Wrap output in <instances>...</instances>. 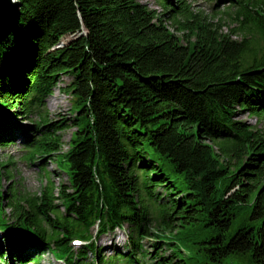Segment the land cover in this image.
<instances>
[{
    "label": "trees",
    "instance_id": "1",
    "mask_svg": "<svg viewBox=\"0 0 264 264\" xmlns=\"http://www.w3.org/2000/svg\"><path fill=\"white\" fill-rule=\"evenodd\" d=\"M14 1L0 145L24 131L13 119L36 112L23 158L54 155L68 182L24 205L12 190L9 215L0 186V261L41 264L50 251L64 264H264V128L237 116H264V0H217L235 8L240 40L183 1L158 0L183 15L182 36L138 0ZM61 73L73 117L49 121L41 106ZM126 226L125 248L102 254L95 239Z\"/></svg>",
    "mask_w": 264,
    "mask_h": 264
},
{
    "label": "rangeland",
    "instance_id": "2",
    "mask_svg": "<svg viewBox=\"0 0 264 264\" xmlns=\"http://www.w3.org/2000/svg\"><path fill=\"white\" fill-rule=\"evenodd\" d=\"M14 1V0H13ZM145 3L149 8L154 9L157 13H164L166 18V24L177 35H186V30H181V22L184 21L183 15L172 11L169 13L165 8L160 5L158 0H138ZM175 3L183 1V4L187 6L188 12L192 16H198L207 23L213 26H218L219 31L223 33H229L230 38L234 40H240L242 38L241 32L236 30L239 22L235 20V8L228 6L225 3H220L217 0H172ZM216 3V4H215ZM178 9V8H177ZM175 14V15H174ZM191 19H193L191 17ZM58 83L54 87L53 92L44 99V104L41 106L42 113L47 117L49 121H56L64 117L68 118L69 115L73 117V98L70 94L64 92L61 87L70 81V76L61 73L57 76ZM18 110V109H15ZM9 112V111H8ZM13 113V111H10ZM238 118L249 123L254 129L261 130L264 128V116H258L249 114L246 110L238 112ZM17 117V116H16ZM14 122L21 126L24 131H19V128H15L13 134L15 141L9 144L0 145V186L1 192L4 196L6 214H10V206L7 205L10 200L11 191H15L16 196L20 199L21 204L24 205L26 199L32 197H39L43 193V188L51 185L54 194H57L59 186L68 182L66 173L61 170L57 161L53 156H46L44 158H36L34 161H28L23 158L25 147L24 140L31 133L35 132V124L38 121V114L33 112L29 114L28 118L18 116L17 119H13ZM28 129V130H27ZM74 130L73 127H65L59 132L61 147L60 151L64 152L68 149V141L71 137V133ZM163 196L164 190L162 188L157 189ZM54 203L61 206V200L56 199ZM153 207V206H152ZM240 223L239 219H236L233 225L226 232L228 235L232 234ZM150 231L154 228L150 227ZM126 232L128 228L115 229L110 233L99 236L95 239L100 251L105 256H109L112 253L114 247L120 249L125 248ZM95 233V232H94ZM2 234V232H0ZM152 237L147 236L142 240L145 249H151ZM77 244H73V249H77ZM91 256L86 258V262L90 260ZM39 261L41 264H64L63 260H57L50 251H45ZM225 264H248L245 259L239 260L237 257H226ZM0 264H18L17 260L11 256L7 257V262ZM26 264H36L32 262H26ZM114 264H125L124 262H115Z\"/></svg>",
    "mask_w": 264,
    "mask_h": 264
},
{
    "label": "water",
    "instance_id": "3",
    "mask_svg": "<svg viewBox=\"0 0 264 264\" xmlns=\"http://www.w3.org/2000/svg\"><path fill=\"white\" fill-rule=\"evenodd\" d=\"M19 18V3L0 0V41L13 29Z\"/></svg>",
    "mask_w": 264,
    "mask_h": 264
}]
</instances>
